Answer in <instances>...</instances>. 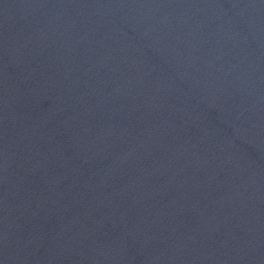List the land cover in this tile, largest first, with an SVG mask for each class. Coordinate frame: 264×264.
Returning a JSON list of instances; mask_svg holds the SVG:
<instances>
[{"label":"water","instance_id":"obj_1","mask_svg":"<svg viewBox=\"0 0 264 264\" xmlns=\"http://www.w3.org/2000/svg\"><path fill=\"white\" fill-rule=\"evenodd\" d=\"M0 264H264V0H0Z\"/></svg>","mask_w":264,"mask_h":264}]
</instances>
